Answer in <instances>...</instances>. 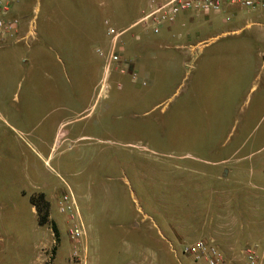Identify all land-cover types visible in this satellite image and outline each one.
<instances>
[{
	"label": "rangeland",
	"instance_id": "obj_1",
	"mask_svg": "<svg viewBox=\"0 0 264 264\" xmlns=\"http://www.w3.org/2000/svg\"><path fill=\"white\" fill-rule=\"evenodd\" d=\"M145 2L16 4L19 33L0 45V264H71L66 192L83 264H206L182 253L199 240L264 259V9L223 5L153 35L130 26ZM104 17L127 28L109 65Z\"/></svg>",
	"mask_w": 264,
	"mask_h": 264
},
{
	"label": "built area",
	"instance_id": "obj_2",
	"mask_svg": "<svg viewBox=\"0 0 264 264\" xmlns=\"http://www.w3.org/2000/svg\"><path fill=\"white\" fill-rule=\"evenodd\" d=\"M19 0H0V45L13 40L19 33L20 20L14 14V8ZM223 5H232L240 9L255 11L264 8V0H146L145 8L139 18L130 26L142 25L147 27L153 35H157L161 28H168L178 16L186 14L207 15L220 12ZM106 35L110 36V45L106 56V65L120 61V44L118 38L125 32L114 30L105 22ZM129 26V27H130ZM34 18L28 22L27 31L19 38L26 42L34 37ZM121 70H129L128 62H122ZM131 80L136 81L135 73L130 70ZM144 84V83H142ZM57 210L67 220L66 236L72 243L69 259L71 264H83L84 257L79 244L83 238L81 224L78 222V212L70 192L62 193L57 200ZM182 253L189 255L194 261L202 259L206 264H222L223 257L216 248L203 240L184 245ZM244 264H264L255 246H246L240 251Z\"/></svg>",
	"mask_w": 264,
	"mask_h": 264
},
{
	"label": "trees",
	"instance_id": "obj_3",
	"mask_svg": "<svg viewBox=\"0 0 264 264\" xmlns=\"http://www.w3.org/2000/svg\"><path fill=\"white\" fill-rule=\"evenodd\" d=\"M263 173H264V167H263ZM29 204L34 210V214L36 216V222L38 226H47L52 236L55 240L58 239V232L54 225V223L49 220V206L47 201L45 200L43 194L31 196L29 198Z\"/></svg>",
	"mask_w": 264,
	"mask_h": 264
},
{
	"label": "crops",
	"instance_id": "obj_4",
	"mask_svg": "<svg viewBox=\"0 0 264 264\" xmlns=\"http://www.w3.org/2000/svg\"><path fill=\"white\" fill-rule=\"evenodd\" d=\"M264 9V8H263ZM242 10H244V9H242ZM245 11H248V10H245ZM256 11V10H255ZM248 12H253V11H248ZM182 16H191V14H186V15H182ZM204 16V15H203ZM206 16V15H205ZM105 22H107L108 24H110V22H109V20L107 19V18H103V20H102V23H103V26H104V29L106 30V26H105ZM247 26H249V24H247ZM237 30H239L240 31V29H237ZM236 30V31H237ZM34 33H35V30H34ZM4 43H6V41L5 42H3L2 44H4ZM198 44V43H197ZM261 53H259L258 55H260ZM261 64H264V57H262V61H261ZM145 84V83H144ZM264 167V166H263ZM263 170V169H262ZM33 209V208H32ZM34 211V210H33ZM193 242H195V241H193ZM193 242H190L189 244H191V243H193ZM210 242L211 243H213L214 242V240L213 239H210ZM230 249V248H229ZM229 249H227L226 251H223V252H221V254H222V257H223V262H222V264H243L244 262H243V258H242V256H241V261L242 262H238V260H237V258L236 257H234V255H232V254H230L232 251L231 250H229ZM231 251V252H230ZM260 257H261V259H262V261L264 262V259H263V257L260 255ZM239 259V258H238ZM203 261V260H202ZM204 262V261H203ZM205 263V262H204Z\"/></svg>",
	"mask_w": 264,
	"mask_h": 264
}]
</instances>
